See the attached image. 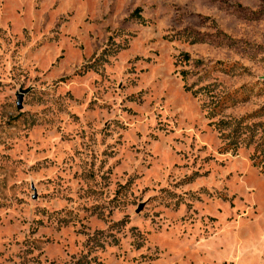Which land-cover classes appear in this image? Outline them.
Wrapping results in <instances>:
<instances>
[{
	"label": "rangeland",
	"instance_id": "obj_1",
	"mask_svg": "<svg viewBox=\"0 0 264 264\" xmlns=\"http://www.w3.org/2000/svg\"><path fill=\"white\" fill-rule=\"evenodd\" d=\"M258 143L264 0H0V264H264Z\"/></svg>",
	"mask_w": 264,
	"mask_h": 264
},
{
	"label": "trees",
	"instance_id": "obj_2",
	"mask_svg": "<svg viewBox=\"0 0 264 264\" xmlns=\"http://www.w3.org/2000/svg\"><path fill=\"white\" fill-rule=\"evenodd\" d=\"M224 100H226V98H221L219 100L220 102H218V105L216 106V110L220 109L221 104L223 103ZM225 102H227V100ZM238 124H242V123L238 122ZM255 139L252 136V137H250L248 139V141H252L255 144ZM233 141H235V140H233ZM231 148H233L234 151H237L238 148H239L238 143L235 142L234 145H232ZM226 150H229V148L226 149ZM254 155H256L255 156L256 158L252 160L253 161V164L255 165V167H257V168H259L261 170V173L262 174H264V144L259 145V143H258L255 146Z\"/></svg>",
	"mask_w": 264,
	"mask_h": 264
},
{
	"label": "water",
	"instance_id": "obj_3",
	"mask_svg": "<svg viewBox=\"0 0 264 264\" xmlns=\"http://www.w3.org/2000/svg\"><path fill=\"white\" fill-rule=\"evenodd\" d=\"M21 99H22V98L19 96V97H18V101H19V102H18V108H19V109L21 108Z\"/></svg>",
	"mask_w": 264,
	"mask_h": 264
}]
</instances>
